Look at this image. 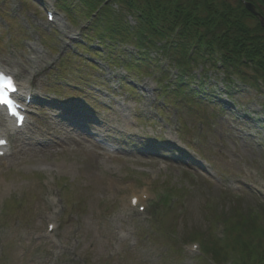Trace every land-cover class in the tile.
<instances>
[{"label":"rangeland","instance_id":"rangeland-1","mask_svg":"<svg viewBox=\"0 0 264 264\" xmlns=\"http://www.w3.org/2000/svg\"><path fill=\"white\" fill-rule=\"evenodd\" d=\"M58 1L0 0V61L25 71L31 55L37 57L42 74L35 86L48 101L47 110L38 108L40 115L14 137L11 166L9 158L0 162V210L5 214L0 212V264H214L205 254L221 261L210 247L216 219L232 222L239 215L252 224L253 212L264 220V84L247 67L228 80L224 68L206 65L205 75L197 70L191 82L187 79L192 90L200 91L188 101V94L172 92L176 66L163 71L166 57L157 45L142 52L150 65L145 72L138 70L144 68L141 62L129 66L120 91L113 90L120 88V79L102 76L98 67L67 56L68 51L58 63L61 74L46 71L58 59L62 43L69 36L80 38L87 25L78 14L69 17L79 24L72 25ZM78 3L73 0L72 6ZM120 7L113 9L121 13ZM48 11H54V23L48 21ZM124 22V30L139 25L138 17L127 13ZM113 27L107 24L100 33ZM87 33L101 40L92 27ZM37 47L43 48L42 55ZM87 51H81L84 58L94 57ZM114 53L119 58L112 68L121 77L118 63L130 61L131 54L121 59L120 46ZM94 60L108 64L99 56ZM161 72L169 82L168 92L160 93L166 103L153 80ZM133 84L136 91L127 86ZM58 100L68 104L58 108L50 103ZM70 104L84 115H70L65 110ZM152 104L162 116L150 110ZM115 118L123 130L110 135L107 124ZM107 135L118 139L120 152L99 156L94 139ZM164 136L170 140L164 143ZM177 137L180 148L172 153L171 140ZM42 167L47 174L39 171ZM131 192L148 193L145 213L130 206ZM166 195L172 196L171 207L156 201ZM49 223L58 226L52 234ZM259 237L238 229L229 236L245 245ZM193 241L202 242L208 253L192 252L188 243ZM238 250L243 253L242 247Z\"/></svg>","mask_w":264,"mask_h":264},{"label":"trees","instance_id":"trees-1","mask_svg":"<svg viewBox=\"0 0 264 264\" xmlns=\"http://www.w3.org/2000/svg\"><path fill=\"white\" fill-rule=\"evenodd\" d=\"M105 1L109 0H79L78 5L72 6L73 0H62L60 7L70 17H74L75 14L85 13L81 12L82 9L89 11V14L95 13ZM252 3L264 16V0H254ZM114 5H120L123 12H115ZM103 8L94 23V35L102 39L106 35L111 40H126L129 30H124L127 27L124 14L136 15L139 25L137 28L133 27L132 32L140 47L155 45L154 41L159 36L162 40H169L174 29H178L175 40L170 41L174 45L169 53L171 61L181 66L182 70H186L203 55L213 61V55L217 53L228 75L233 72L240 75L241 67H247L256 77L264 78V29L259 19L250 14L240 0H111ZM107 24L114 26L112 30L105 29L100 33ZM190 48L195 51L194 59L188 58ZM164 54L169 55L167 52ZM184 78L180 79L178 85L181 93L186 92L183 87ZM243 78L246 76L243 75ZM236 217L239 222L233 229L244 234L257 232L256 219L251 217V224L247 219L241 220L239 215ZM243 244L242 240L240 246L245 247ZM210 245L214 256L224 257L221 248L214 242H210Z\"/></svg>","mask_w":264,"mask_h":264},{"label":"water","instance_id":"water-1","mask_svg":"<svg viewBox=\"0 0 264 264\" xmlns=\"http://www.w3.org/2000/svg\"><path fill=\"white\" fill-rule=\"evenodd\" d=\"M245 6L250 13H252L253 15H255L260 19V24L264 28V17L261 14L257 13L256 7L252 3H248V2L245 3Z\"/></svg>","mask_w":264,"mask_h":264},{"label":"snow or ice","instance_id":"snow-or-ice-1","mask_svg":"<svg viewBox=\"0 0 264 264\" xmlns=\"http://www.w3.org/2000/svg\"><path fill=\"white\" fill-rule=\"evenodd\" d=\"M52 17L49 16V19H51ZM0 80L4 81V84H6L7 86L11 87L12 86V80L10 78H4L3 76H0ZM13 91H15V89L13 88ZM0 92H2V89H0ZM0 143H4V141H0ZM133 203H135V201H133Z\"/></svg>","mask_w":264,"mask_h":264},{"label":"bare ground","instance_id":"bare-ground-1","mask_svg":"<svg viewBox=\"0 0 264 264\" xmlns=\"http://www.w3.org/2000/svg\"><path fill=\"white\" fill-rule=\"evenodd\" d=\"M108 186H109V189H110V188H112L113 185H112V183H111V184H109Z\"/></svg>","mask_w":264,"mask_h":264}]
</instances>
